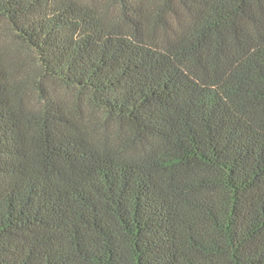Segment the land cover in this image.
Masks as SVG:
<instances>
[{
    "label": "trees",
    "instance_id": "1",
    "mask_svg": "<svg viewBox=\"0 0 264 264\" xmlns=\"http://www.w3.org/2000/svg\"><path fill=\"white\" fill-rule=\"evenodd\" d=\"M0 264H264V0H0Z\"/></svg>",
    "mask_w": 264,
    "mask_h": 264
}]
</instances>
